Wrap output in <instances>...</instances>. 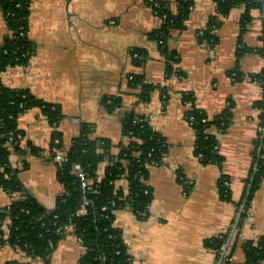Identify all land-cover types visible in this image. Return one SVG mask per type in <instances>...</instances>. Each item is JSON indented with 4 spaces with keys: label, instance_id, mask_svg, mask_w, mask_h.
Wrapping results in <instances>:
<instances>
[{
    "label": "crops",
    "instance_id": "obj_1",
    "mask_svg": "<svg viewBox=\"0 0 264 264\" xmlns=\"http://www.w3.org/2000/svg\"><path fill=\"white\" fill-rule=\"evenodd\" d=\"M195 5L183 32H172L169 48L179 55L176 68L184 76L167 77L166 59L149 34L163 26L148 0H34L29 18V38L36 45L26 66L10 67L0 78L11 89H28L37 98L60 105L64 118L57 130L65 150L78 138L82 126L91 128L93 139L109 140L116 158L126 145L123 120L128 114L145 117L165 137L169 151L160 166H152L148 183L154 199L147 220L131 207L116 212L115 226L123 232L133 264H245L244 244L264 236V180L256 191L245 217L239 219L252 178L257 171L256 153L260 114L254 103L263 96L262 87L249 79L261 73L264 58L249 49L263 47L264 12L253 11L254 20L240 47L243 8L235 9L217 31L215 49L201 45L199 33L207 27L216 8L213 0H194ZM9 35L0 9V48ZM245 53L238 57V50ZM149 54L145 65L135 62L133 51ZM239 68L246 79L236 83L228 73ZM143 75L156 86L149 101L142 89L132 85ZM165 90V92H164ZM183 93L196 97V107L209 116L222 113L232 101L234 121L220 135L222 167L204 165L194 154L195 132L186 119L190 104ZM107 105L119 99L110 110ZM18 128L23 144L46 151L43 156L12 154L10 164L18 169L28 192L45 208L53 210L63 192L58 167L49 161L53 126L35 108L21 115ZM260 154V153H259ZM110 161L100 166L105 176ZM185 179L181 183L179 173ZM227 176L232 202L220 199L218 183ZM181 178V179H183ZM189 188V192H186ZM117 190L128 191L126 178L116 182ZM12 197L0 189V210ZM228 235L222 254L206 247L208 239ZM84 248L78 237L68 233L54 251L49 264H78ZM44 264L13 247L0 248V264Z\"/></svg>",
    "mask_w": 264,
    "mask_h": 264
},
{
    "label": "trees",
    "instance_id": "obj_2",
    "mask_svg": "<svg viewBox=\"0 0 264 264\" xmlns=\"http://www.w3.org/2000/svg\"><path fill=\"white\" fill-rule=\"evenodd\" d=\"M34 0H0V9L4 14L9 35L0 48V75L10 67L26 66L35 54L36 45L29 38V18ZM156 15L163 20L161 29L149 34V39L159 45L166 59V74L184 76L185 73L176 68L179 55L169 48L172 32H183L194 8V0H148ZM216 13L211 16L205 30L199 33L201 45L215 49L219 44L217 31L231 12L244 9L240 23V47L244 36L254 20L253 11L264 12V0H213ZM264 44V35L261 37ZM238 50V57L245 53ZM264 58V45L258 49H249ZM135 62L143 66L149 58L147 51L135 49ZM234 82L246 79L244 73L236 67L228 73ZM249 79L262 87L263 96L254 103L260 114V127L264 128V68L261 73L249 76ZM132 85L142 89V100L149 101L151 92L156 88L146 83L143 75L133 77ZM165 92V90H164ZM182 99L190 108L186 119L195 132L194 154L204 165L222 167L224 157L220 154V135L228 132L234 121L235 105L230 101L226 109L216 115L209 116L206 111L196 107V97L192 93H183ZM107 105V100H104ZM120 100L107 105L114 111ZM38 108L42 115L53 126L49 147V161L54 162L59 153H63L66 161L55 162L58 167V179L63 192L57 197L53 210L45 208L33 197L20 179V174L29 169V162H23L18 169L12 168V154L43 156L45 150L27 143L23 144L25 134L18 128V119L28 111ZM64 118L60 105L51 104L37 98L28 89H11L5 86L0 78V189L11 197V204L0 210V248L13 247L24 252L31 259H39L49 264L59 243L68 233L78 237L84 254L78 264H133L128 252L123 232L115 226L116 212L131 207L142 220H147L154 199L153 187L148 183L149 171L153 165H162L169 151L164 136L154 130L149 121L142 116L128 114L123 120V135L126 145L114 158L111 154L112 143L109 140L91 138L92 130L83 125L81 134L65 150L62 134L57 127ZM139 118L141 121L135 123ZM257 171L251 193L242 217H245L256 191L264 180V131L259 132L257 140ZM260 153V154H259ZM109 160L105 176L100 178L99 170L103 162ZM80 164L91 182L89 190L84 194L82 180L75 171ZM181 183L185 182L179 173ZM126 178L128 191L117 190L116 182ZM183 178V179H181ZM229 183V185L227 184ZM185 190L189 192V188ZM220 199L232 202V191L227 176L222 175L219 183ZM83 195L87 198L84 205ZM80 215H77V214ZM71 226V232L66 227ZM228 235L208 239L207 248L222 254L228 241ZM246 257L245 264H264V236L257 242H246L243 246ZM226 261L223 264H230ZM15 264V263H10Z\"/></svg>",
    "mask_w": 264,
    "mask_h": 264
},
{
    "label": "built area",
    "instance_id": "obj_3",
    "mask_svg": "<svg viewBox=\"0 0 264 264\" xmlns=\"http://www.w3.org/2000/svg\"><path fill=\"white\" fill-rule=\"evenodd\" d=\"M152 1V0H150ZM135 57H137V55H134ZM141 121V119L137 118L135 120V123ZM261 131H264V128H261ZM66 157L63 153H59L57 155V157L55 158V162H63V161H66ZM153 166H158V165H153ZM75 171L78 175V177L82 180V183H83V190H84V194L87 192V190H89V187L91 186V182L89 181V179L87 178V174L84 173L83 169H82V166L80 164H76L75 165ZM229 185V183H227ZM83 200H84V205H86L88 202H87V198L85 195H83ZM77 215H80L79 213ZM67 229V232H71V226H67L66 227Z\"/></svg>",
    "mask_w": 264,
    "mask_h": 264
},
{
    "label": "water",
    "instance_id": "obj_4",
    "mask_svg": "<svg viewBox=\"0 0 264 264\" xmlns=\"http://www.w3.org/2000/svg\"><path fill=\"white\" fill-rule=\"evenodd\" d=\"M254 178H255V174H254V177L252 178V182H251L250 187H249V189H248V193H247V196H246V200H245V202H244L242 208L240 209L239 219L242 217V215H243V213H244V211H245V207H246V204H247V202H248V199H249V196H250V193H251V189H252V185H253L252 183H253V181H254Z\"/></svg>",
    "mask_w": 264,
    "mask_h": 264
},
{
    "label": "rangeland",
    "instance_id": "obj_5",
    "mask_svg": "<svg viewBox=\"0 0 264 264\" xmlns=\"http://www.w3.org/2000/svg\"><path fill=\"white\" fill-rule=\"evenodd\" d=\"M250 187V186H249ZM26 255V254H25Z\"/></svg>",
    "mask_w": 264,
    "mask_h": 264
}]
</instances>
